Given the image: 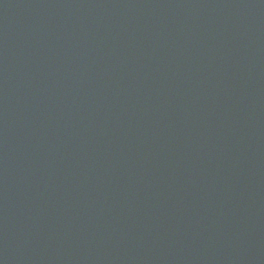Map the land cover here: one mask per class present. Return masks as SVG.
Masks as SVG:
<instances>
[{"label":"water","instance_id":"water-1","mask_svg":"<svg viewBox=\"0 0 264 264\" xmlns=\"http://www.w3.org/2000/svg\"><path fill=\"white\" fill-rule=\"evenodd\" d=\"M0 264H264V0H0Z\"/></svg>","mask_w":264,"mask_h":264}]
</instances>
